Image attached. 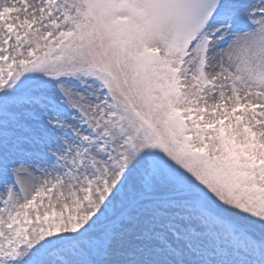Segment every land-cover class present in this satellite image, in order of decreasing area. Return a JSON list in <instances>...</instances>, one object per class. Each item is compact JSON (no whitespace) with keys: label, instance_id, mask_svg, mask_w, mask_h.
Wrapping results in <instances>:
<instances>
[{"label":"snow or ice","instance_id":"1","mask_svg":"<svg viewBox=\"0 0 264 264\" xmlns=\"http://www.w3.org/2000/svg\"><path fill=\"white\" fill-rule=\"evenodd\" d=\"M0 264H264V0H0Z\"/></svg>","mask_w":264,"mask_h":264}]
</instances>
